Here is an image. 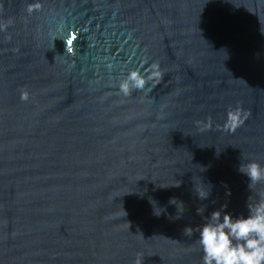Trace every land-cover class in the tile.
I'll return each mask as SVG.
<instances>
[{
    "label": "water",
    "instance_id": "95a60500",
    "mask_svg": "<svg viewBox=\"0 0 264 264\" xmlns=\"http://www.w3.org/2000/svg\"><path fill=\"white\" fill-rule=\"evenodd\" d=\"M153 63L150 91L119 93ZM247 159L264 0H0V264H201L202 216L264 195Z\"/></svg>",
    "mask_w": 264,
    "mask_h": 264
},
{
    "label": "clouds",
    "instance_id": "9594fccd",
    "mask_svg": "<svg viewBox=\"0 0 264 264\" xmlns=\"http://www.w3.org/2000/svg\"><path fill=\"white\" fill-rule=\"evenodd\" d=\"M40 8L38 3L29 4L26 11L31 13ZM50 22H55L51 17ZM57 23L55 31H50V38H55L61 28ZM161 72L153 63L149 69L141 72L130 69L126 75L116 83L119 93L128 96L132 90L150 91L158 82ZM27 93H21V99H26ZM227 119L231 129H235L243 122L240 113H228ZM236 171L247 178V189L251 190L256 184L264 181V164L255 159L239 161ZM200 191L198 197L206 199L211 191ZM175 198H170L169 201ZM227 207L221 204L202 216V222L196 227V243L201 253V264H264V195L254 203H246V212L233 214L224 211ZM199 215L201 208H196ZM159 214H155L159 216ZM183 234L191 236L193 228L186 225Z\"/></svg>",
    "mask_w": 264,
    "mask_h": 264
}]
</instances>
